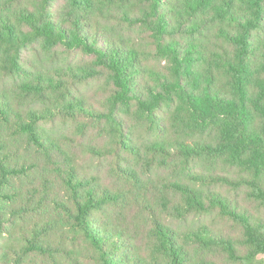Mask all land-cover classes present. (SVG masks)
<instances>
[{
    "label": "trees",
    "instance_id": "1",
    "mask_svg": "<svg viewBox=\"0 0 264 264\" xmlns=\"http://www.w3.org/2000/svg\"><path fill=\"white\" fill-rule=\"evenodd\" d=\"M264 0H0V264H263Z\"/></svg>",
    "mask_w": 264,
    "mask_h": 264
},
{
    "label": "crops",
    "instance_id": "2",
    "mask_svg": "<svg viewBox=\"0 0 264 264\" xmlns=\"http://www.w3.org/2000/svg\"><path fill=\"white\" fill-rule=\"evenodd\" d=\"M264 264V263H263Z\"/></svg>",
    "mask_w": 264,
    "mask_h": 264
}]
</instances>
